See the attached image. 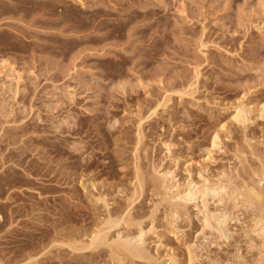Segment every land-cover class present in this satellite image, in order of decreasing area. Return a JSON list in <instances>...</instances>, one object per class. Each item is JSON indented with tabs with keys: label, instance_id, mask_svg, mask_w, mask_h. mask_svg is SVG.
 <instances>
[{
	"label": "rangeland",
	"instance_id": "1",
	"mask_svg": "<svg viewBox=\"0 0 264 264\" xmlns=\"http://www.w3.org/2000/svg\"><path fill=\"white\" fill-rule=\"evenodd\" d=\"M124 1V5L126 6L122 5L124 7H120L118 6L120 0H0V123L6 125L4 126L5 128L0 126V139L8 140V137L12 135L13 142H18L14 146H8L7 142L4 143L0 140V175L6 171H16L20 173L19 177L23 178L31 173L33 174L32 180L36 181L33 186L34 188L31 187V185H26L21 182L10 183L9 185L6 184V190H8L6 194H8V192L14 193L12 197L14 201H8V195H6L7 197L0 196V264H116L114 261H111V254H109L110 250L106 246H100L93 251L76 252L73 250L71 253L72 248L70 249L67 245L64 247L61 244L65 242L72 245L74 240L76 243L79 241L78 244H87V242H89L87 240L90 239L93 232H96L98 228L102 227L101 222L109 210H113L110 212L113 213L112 215L114 217L115 215L121 216L122 214H126L121 211L125 208L124 206L127 207L130 203L129 200L126 201V195L129 196L133 192V185H131V182L134 181L135 177L132 176L136 173L135 168L132 167V165L134 166L133 163L137 162L138 165L140 163L144 164V167H142L143 164H140L139 169L143 168L141 169L142 171L140 170V173H143L142 175L146 178L159 177L160 175L154 172L156 170L167 171L169 169L175 171V174L181 177L180 174H184L183 171L186 168L184 165H188L186 162L191 163L194 170L199 169L203 163H208L207 165H209V167L215 169L224 168L225 166L224 169L229 171H232L236 167L237 169H242L243 166L247 170L253 168L258 169L259 163L255 162L250 155H248L250 158L246 162L247 165H244L246 164L244 163L238 166L240 163L239 160H237V155L240 156V153L235 151H238L239 148L241 151L248 150V148L245 143H243V128L237 126L238 124L232 122L231 119L234 114V109L232 108L233 102L234 104L237 100L239 102L245 89L251 87V91L260 90L261 95L257 94L254 96L255 98L251 97L248 100L249 104L254 102L253 104L257 103V106L251 104L254 109L251 118L252 121H254L248 124L249 128L246 130V133H248L250 135L249 137H252L253 140L255 139L254 136H256V139L259 141L255 139L254 141H257L255 143L252 140L251 144L255 147L257 146L256 149L260 150L261 152H259L261 154H264V140H262L264 139V118L262 119L259 116L257 110L259 106L264 104V0ZM102 5L104 8H101L103 7ZM153 6L158 7L154 8ZM131 7H135L136 9H133L139 12L137 18L134 16L136 19L132 20L134 22H130L129 19H127L125 12ZM103 9H105L104 11L106 12H104ZM109 9L112 11L111 13L107 12ZM147 9L150 10V12L152 9L154 11L152 12L153 14L147 12ZM97 10L101 12H97ZM143 11L146 14L143 13ZM115 12L120 14L116 16L111 15ZM140 12L142 14H140ZM125 15L126 17H123ZM124 21L130 22V25L126 24L128 27L125 28L126 31L123 30L122 37H120L121 35L118 36L120 32H118L119 29L117 25L120 22L126 23ZM152 24L156 26H152ZM143 26L148 29L145 30L147 32L142 31L144 33L143 36L140 35V38L144 39L141 40V42L144 46L147 45L145 50L148 51L147 49H150L149 51L152 52H148L154 54L156 57L154 58V56H152V58L148 53L147 56L151 61L150 65L142 73L138 72L139 69H136L133 73L130 70V65L125 67L126 65L122 66L120 64V57L124 55V52L125 54L126 52L129 53V49H127L125 45V37H123V34L127 32V29ZM175 27H179L180 29H176ZM111 33H115L114 35L117 38L113 36L114 40L110 38L108 41H104V38H108L107 35ZM202 44H204V46H202ZM113 46L117 49L115 48V50H112L111 47ZM122 46L128 51H123ZM155 70L159 71V73L161 71L160 77L158 76V79L154 78L157 81L152 79L153 77L151 78ZM104 73L109 74L110 78L105 79L103 76L105 75ZM144 73L145 75L147 74V76L142 80L140 77ZM174 77L178 80H174ZM127 82L131 83L133 87ZM195 82L199 83V89H196V92H194L192 88L194 93V95H192L193 97L189 94L179 96L181 95L178 94L180 92H184L185 94L187 91V93H189L188 91L192 90L187 89L189 84L191 87ZM122 83L123 86H121ZM172 84L176 86L172 87ZM169 85H171L169 92L172 91V95H170L173 100L171 102L172 104L170 103L171 109L166 108V110L163 107H159L156 114L152 115L155 107H152L153 105L148 102L143 105L142 102L143 97L147 96V94H145L147 91L144 87L146 86L148 91L153 90V93H151L152 91L149 93L153 94L152 97H155L157 94L161 95L160 93H162V91H160V89L162 87ZM124 87L128 92L124 91L126 95L122 96L123 94H119V92H123ZM130 87L132 88L130 89ZM201 87H205L204 90ZM225 88L231 91H225ZM154 89L156 90L154 91ZM206 89L207 91H205ZM71 93L77 95L76 100L79 103L77 106L70 100ZM110 94H112V96ZM127 94H130L128 96L132 100L134 98H139L138 100L140 101L137 99L136 101L138 106L141 107L138 112L137 109L133 108L136 106V101L134 99L131 107L135 114L128 115V117L123 114V110L126 109L124 108L126 104L124 103L123 107L122 103L124 97H128ZM107 95L113 98H107ZM52 96H54V98ZM213 98H217L218 104L220 103L218 106L215 104L217 102H215ZM109 99L112 100L108 101ZM212 99L216 106L207 103V101L212 102ZM225 100L227 101L225 102ZM109 102H111V105H109ZM226 107H230V110ZM15 111L18 113L17 118L11 116ZM136 113H138L137 117L144 118L142 126L145 130L142 134L144 140L142 139V141L139 142V149H137L138 152L143 153H137L135 155V149L133 150V148H136L134 145L137 146L139 141L136 135L138 133L136 132L138 126V118H135ZM73 115L76 118L79 117L78 119L80 121L78 120V122L81 125V129H85V132L88 131L92 133L95 124L101 125L100 128L103 132L100 133V131V134L98 133L99 138L97 136L94 137L95 139L92 138L93 146L91 145L92 148L89 149V152L85 153L84 150H82V152L78 149L76 161L85 162V159L88 158L92 161L95 160V167L93 166L89 174L94 175L99 173V175L102 174V177L99 175L98 177L96 176L93 182L95 184L97 183L96 185L99 187L105 183V185L110 188H114V186L118 188L120 186V191H125V193H127L124 194L125 196L123 197L121 194L118 195L119 192H115L116 190L111 189L106 198L110 200L111 204L108 211L106 209L101 211L100 209L104 208L103 204L101 202L96 204L92 198L88 197L86 191V193L82 191L83 189L80 188L82 182L77 183V180L73 183L71 180V174L73 172L71 171L69 153H72L70 152L72 150L76 152V146L80 148V144L83 142V137H76V140L67 132V130L71 128V125L68 124L74 120ZM125 116L126 119L124 118ZM96 117L98 118L96 119ZM20 120L27 121V127L24 126L22 128L21 125L23 121ZM220 122L230 127L232 126L233 130L235 129L234 134L231 136L233 140L230 139L231 137L228 138L222 135L223 147L221 146L220 149L214 150L210 148L212 147L211 136H213V128H218ZM236 126L238 128H236ZM119 127H121L120 130ZM125 128L126 131H124ZM3 129L6 132H3ZM105 129L110 131L109 135L113 134L116 136L114 137L115 139L118 136V138H126L121 142L119 147L111 146L112 148L108 149H104L102 145L99 147V140H102L101 138H103L104 133H108ZM117 129L118 131H115ZM10 130H12L13 134ZM34 130H38L39 133L38 131L33 132ZM42 130H46V133ZM33 136L35 137L34 139L31 138ZM224 137L227 139L224 140ZM127 138L130 141L126 140ZM29 139L32 140L29 141ZM89 141H91V139H89ZM60 143L62 144L63 150L66 152H63L62 155L58 153L54 154L51 146L61 145ZM257 144L262 145V147L259 146L262 149H258ZM19 145L21 147L25 146V149L28 147L29 150L34 151L27 152V156L19 159L10 157L12 161L10 158H6V160L2 159L4 154L6 157L8 156L7 154L11 149L14 150V154H17V152L20 151L17 150V148L20 147ZM233 147L235 148L233 149ZM28 149L26 151H29ZM114 151H118V153L121 154L125 153L124 156L126 158L124 164L117 162V155H115ZM210 151H213L211 155H209ZM178 154L179 156H176ZM180 155L184 158L186 157V161L177 165L176 161L174 163L175 159L172 158L180 157ZM137 156L138 158H136ZM82 157H85L84 160ZM142 157L145 160L143 159V161H141ZM43 163L46 164L42 169L40 165ZM250 165H252V167H250ZM103 170H107V173L104 174L106 171ZM81 172L79 171L77 175ZM147 175L149 176L147 177ZM63 177H65L64 180ZM246 177H248V175H246ZM74 178L76 177L74 176ZM130 178L133 180H129ZM128 181H130V183ZM1 183H3V181L0 179V184ZM136 183L137 182H135V184ZM143 190L145 191L138 193L139 197H134V200L137 199V202L135 201L137 204L134 203L131 210H134L136 214L131 211V215H134V217L131 216V218H134V223L143 221L142 225L145 226L142 227H146L144 229L147 231L150 230L148 228L152 226V220L149 219L148 216L154 208L151 202L154 201L153 203H155V199L150 197L152 194L147 190L146 186ZM117 198L119 200H117ZM123 200L124 204L127 203L126 205L123 204ZM9 202L11 205L7 206ZM113 202L114 204H112ZM5 203L7 204L5 205ZM73 207L75 209H73ZM139 209L144 210L140 213ZM149 209L152 210L150 211ZM117 210H119V212L115 213L114 211ZM242 211L244 213H242ZM234 212L239 213L240 217L242 216L241 221L244 218L243 221L236 226L237 229L235 226H232L234 227L232 230H238L237 236L238 234L241 236V228L249 224L251 212L245 208H240L237 211L234 210ZM138 213H140V215L137 217L138 219H143L142 221L135 217ZM142 213H145L147 216L145 214L142 215ZM158 216L160 215L158 214ZM96 218L100 219L98 220ZM127 220H129V218ZM122 222L121 224L125 225H119L110 232L113 233L115 231L116 233L118 230H120V232L122 230L124 236L129 235L130 237L138 234L139 228L136 227L133 222H128L130 226L128 223L127 226L126 222ZM144 222L146 223L144 224ZM154 224H157L153 226L157 230L154 228V230L149 232L150 235L148 233V236H146V244L142 247L149 256L153 257L155 260L147 262L146 260L139 261L138 259L137 261L136 259L131 260L130 258H125L128 260H124V264H170L169 257L171 256L178 258L179 264H186L187 249L184 248L193 245V243L196 244L195 250L197 254L201 256L199 257L201 264H208V262H210V258L208 259V257H213L215 252L224 254L223 251L225 247L219 249L215 246L209 247L212 243V237L200 239L196 236L198 235L196 233L197 230L200 229V223L195 217L192 219V222L184 220L182 224L178 225L179 228L183 227L181 228L182 231H173L162 216H160ZM241 224H243V226ZM188 226H190V228ZM126 228H130L131 231ZM169 228L172 231H170ZM160 229L162 230L158 231ZM69 230L73 231L71 232ZM62 231L66 232L64 233ZM89 233H91V235H89ZM115 233L109 235V237L113 236ZM189 233L190 235H188ZM159 234L161 235L159 236ZM177 235L181 238L177 237ZM73 236L74 238H72ZM187 236H191V238ZM186 238L187 241H183L186 240ZM197 238L199 240H197ZM178 239H181L182 242ZM241 240H244V238ZM160 244L162 247H160ZM240 246H243L241 252H244L246 250V248H244L245 243L243 242ZM198 248L202 249L206 254L202 250H198ZM235 248L237 247H230V250H235ZM88 251L93 253L89 254ZM212 251L213 254L211 253ZM94 253L96 254L94 255ZM105 253L109 255L106 256ZM90 255H92V257H90ZM79 257L80 259H77ZM99 257L100 259H98ZM91 259H95V261Z\"/></svg>",
	"mask_w": 264,
	"mask_h": 264
},
{
	"label": "bare ground",
	"instance_id": "2",
	"mask_svg": "<svg viewBox=\"0 0 264 264\" xmlns=\"http://www.w3.org/2000/svg\"><path fill=\"white\" fill-rule=\"evenodd\" d=\"M129 2H131V1H129ZM124 3H125V1L124 0H120V2H119V4H118V6H120V7H124V6H126V5H124ZM159 3V2H158ZM128 4H131V3H128ZM127 4V5H128ZM122 5H124V6H122ZM150 5V4H149ZM103 6V5H102ZM132 6V5H131ZM151 6V5H150ZM154 7V6H153ZM156 7H158V6H156ZM156 7H154V8H156ZM101 8H104V6L103 7H101ZM133 8H135V7H133ZM132 7L131 8H129V9H127V11H125L126 12V15H127V19H129V21L131 22L132 20H134V19H136L137 18V16L139 15L138 13L139 12H137V11H135V9H133ZM148 8V7H147ZM146 9V8H145ZM153 9V8H152ZM151 9V12H150V10H146L147 12H150V13H152V12H154L153 10ZM105 9H103V11H104ZM116 10V9H115ZM118 11V10H117ZM97 12H101V11H99V10H97ZM104 12H106V11H104ZM103 12V13H104ZM108 13L110 12H112V11H110V9H109V11H107ZM120 12V11H119ZM143 13H145L144 11H143ZM107 14V13H106ZM118 14H120V13H112L111 15H114V16H116V15H118ZM138 14V15H137ZM140 14H142L141 12H140ZM146 14V13H145ZM149 14V13H148ZM153 14V13H152ZM110 15V16H111ZM124 15V14H123ZM126 15L125 16H123V17H126ZM144 15V14H143ZM108 16H109V14H108ZM134 16H136V18H134ZM147 16V15H146ZM151 16V15H150ZM88 20V19H87ZM121 22H123V21H121ZM119 23L117 26V28L119 29L118 30V32H120L119 34H118V36H120V37H122V33H123V30H125V28L126 27H128L126 24H129L130 22H126V21H124V22H126V23ZM132 22H134V21H132ZM61 23V22H60ZM133 24V23H132ZM130 25V24H129ZM140 25V24H139ZM153 25H155V24H152V26ZM149 26H151V25H149ZM149 26H147V27H149ZM156 26V25H155ZM174 26H176V25H174ZM152 28V27H151ZM150 28V29H151ZM176 28V27H175ZM264 28V27H263ZM148 29V28H147ZM146 28H144V26L143 27H133V28H130V29H127V32L125 33V34H123L124 36L123 37H125V45L127 46L126 48L127 49H129V53L128 52H126V54H125V52H124V55L123 56H121L120 57V59H121V65L122 66H125V67H128V65H130L131 67V71L133 72V71H135L136 69H139V71L138 72H144L146 69H147V67L150 65V59H149V57L147 56V54L149 53V52H152V51H149L150 49H147L148 51H146L145 49H146V46H144L143 44H142V42H141V40H143L142 38H140L141 36H143V33L144 32H142V31H145V30H147ZM166 29V28H165ZM176 29H180L179 27L178 28H176ZM204 29V28H203ZM261 29V28H260ZM259 29V30H260ZM116 31H117V29H116ZM126 31V30H125ZM115 32V31H114ZM117 32V33H118ZM145 32H147V31H145ZM175 33V32H174ZM262 33V32H261ZM115 34V33H114ZM114 34H110V35H107V37L108 38H104L105 40L104 41H108L110 38H112L113 39V36H115ZM141 35V36H140ZM203 35V34H202ZM165 36V35H164ZM106 37V36H105ZM116 37V36H115ZM117 38V37H116ZM160 38V37H159ZM161 38H163V37H161ZM114 40V39H113ZM111 41V40H110ZM157 41V40H156ZM103 42V41H102ZM157 42H159V41H157ZM129 43V44H128ZM204 43V42H203ZM154 44H155V42H154ZM123 45V44H122ZM156 45V44H155ZM263 45V44H262ZM262 45H260V46H262ZM202 46H204V44H202ZM102 47H104V46H102ZM123 48H122V50L123 51H128V50H125L126 48L124 47V46H122ZM152 47V46H151ZM112 48V50L114 49L115 50V48H114V46L113 47H111ZM149 48V47H148ZM156 48V47H155ZM221 48V47H220ZM260 48H262V47H260ZM117 49V48H116ZM255 49V48H254ZM151 50H152V48H151ZM123 51H121V52H123ZM113 52V51H112ZM206 52V51H205ZM260 52V51H259ZM128 53V54H127ZM257 53V52H256ZM150 54V53H149ZM259 55V54H258ZM150 57H152V56H154V58L156 57L154 54H150L149 55ZM153 58V57H152ZM119 59V60H120ZM152 60V59H151ZM154 62V61H153ZM119 63V62H118ZM162 67H164V66H162ZM127 70H129V69H127ZM129 70V71H130ZM162 70V69H161ZM166 70V69H165ZM126 73V72H125ZM128 73V72H127ZM134 73V72H133ZM160 73H161V71H160ZM159 73V71H157V70H155V72L153 73V75L151 76V78L152 79H154V78H156V79H158L160 76L159 75H161ZM105 74V73H104ZM132 74V73H131ZM138 74V73H137ZM163 74H165V73H163ZM238 75V74H237ZM240 75V74H239ZM104 77H105V79H107V78H110V76H109V74H105V75H103ZM145 76H147V74L145 75V73L144 74H142L141 75V77H140V79H142V80H144V78H145ZM159 76V77H158ZM241 76V75H240ZM244 76V75H243ZM134 77V76H133ZM137 77V76H136ZM239 77V76H238ZM131 78V77H130ZM135 78V77H134ZM242 78V77H241ZM116 79V78H115ZM170 79V78H169ZM176 79V81L178 80L176 77H174V80ZM155 80V79H154ZM155 81H157V80H155ZM173 81V80H172ZM106 82V81H105ZM129 82V81H128ZM127 82V83H128ZM131 82V81H130ZM124 83V82H123ZM123 83H122V85L121 86H123ZM143 83V82H142ZM175 83V82H174ZM195 83H197V84H195ZM193 85H191V87H190V84H189V87L187 88L188 90L189 89H194V92H196L195 90L197 89H199L198 88V82H195ZM108 84V83H107ZM111 84V83H110ZM128 84H130V86H132L131 85V83H128ZM181 84V83H180ZM18 85V84H17ZM146 85V84H145ZM258 85V84H257ZM107 86V85H106ZM125 86V85H124ZM174 86H176V85H174V84H172V87H174ZM181 86V85H180ZM200 86V85H199ZM204 86V85H203ZM251 86V85H250ZM126 87H127V85H126ZM133 87V86H132ZM132 87H130V89L132 88ZM148 87V86H147ZM160 87H162V86H160ZM170 87H171V85H169V86H164V87H162L161 89H160V91H162V93H160L161 95H156L155 97H152L153 96V94H150L149 92L150 91H152L151 93H153V90H150V91H148L147 90V88H146V86L144 87L145 88V90L147 91H145L146 93L145 94H147V96H145V97H143V105L144 104H146L147 102L149 103V104H151V105H153L152 107H155L154 108V111H153V114L152 115H155L156 114V112H157V109L159 108V107H163V108H167V109H171V106H170V103L173 101L172 100V97H171V95H172V91L171 92H169L170 91ZM245 87V86H244ZM258 87V86H257ZM129 88V87H128ZM149 88V87H148ZM201 88H203V90H204V88L205 87H201ZM200 88V89H201ZM254 88V87H253ZM126 88L124 87V90H123V92H119V91H117V92H119V94H123L122 96H125L126 94H124V91H127V90H125ZM130 89H128V90H130ZM153 89V88H152ZM193 89L190 91H188L189 93H187V91L185 92V94H184V92H180V93H178V94H181V95H179V96H183V95H190V96H192V95H194V93H193ZM208 89V88H207ZM207 89L205 90V91H207ZM226 89V88H225ZM122 90H120V91H122ZM133 90V89H132ZM135 90V89H134ZM156 89H154V91H155ZM217 90V89H216ZM228 89H226L225 91H227ZM252 89H251V87L249 88V89H245V92H243L242 93V97H240V100H239V102H238V100H237V102L234 104V102H233V105H232V108L234 109L233 111H234V114L232 115V122H234L235 124H238L237 126H241V128H243V130H244V135H243V140H244V142L243 143H245V145H246V147L248 148V150L246 149V150H243V151H241V150H239L238 148V151H235V152H238V153H240V156H238L237 155V160H239V163H240V165H238V166H241L242 164H244V163H246L248 160H249V158L251 157L252 159H254L255 160V162H258L259 163V166H258V169H246V168H244V166L242 167V169H237V167L235 168V169H233L232 171H229V170H226V169H224L225 168V166H224V168H217V166H216V168L217 169H215V168H211V167H209V165H207V164H204L203 163V165H201V167L199 168V169H197V170H194L193 169V166L191 165V163H189V162H186L185 164L187 165V166H185L184 165V167H186L185 168V170L183 171L184 172V174H180V176L181 177H178L176 174H175V171H171L170 169L169 170H167V171H158V170H156V171H154V172H156V174H159V175H157V176H159V177H155V178H146V177H144V175H142L143 173H140V170L141 169H143V168H141V169H139V166H140V164L142 165L143 163H140L139 165L137 164V162L136 163H133L134 164V166L132 165V167H134L135 168V170H136V173H135V175L134 174H132V175H134V176H132V177H135L134 178V181H132L131 182V185H133V188H132V190H133V192L131 193V195H126L127 197H126V201H130V203L127 205V207L126 206H124L125 208L121 211L122 213H126L125 215H126V217H125V215H121V216H116L115 215V217L112 215L113 213H111L110 211H113V210H109L108 211V209H109V207H110V200L109 199H106L107 197H108V194H109V192H110V190L112 189V190H116L115 192H119V194L118 195H123V197L125 196L124 194H127V193H125V191L123 192V191H120V188H119V190H118V188L116 187V186H114V188H110L109 186L107 187L105 184L103 185H101L100 187L98 186V185H96L94 182H93V179H95L96 178V176L98 177V175H99V173L98 174H94V175H90L89 173H90V171H92V169H93V166L96 164L95 163V160L94 161H92L91 159H85L86 161L85 162H80V161H76V158L78 157V156H76V154H77V152H78V149L80 150V151H82V150H84L85 151V153L86 152H89V149H91L92 148V138H94V137H98L99 135H98V133L100 132V133H103L102 132V130H101V125H98V124H95V126L93 127V125H92V127H93V129H92V133L91 132H88V131H86L85 132V129L84 130H82L81 129V125L79 124V122H78V118H76L74 115V120H72L68 125H71V128H69L68 130H67V132L69 133V135L70 136H73L74 137V139H76V137H83V139H82V143L80 144V148H78V146H76L77 148H76V152L74 151V150H72V151H70V152H72V153H69V156H70V159H71V163H70V166H71V171L73 172H71L72 174H71V180H72V182L74 183L75 181H77V183L78 182H82V184L80 185L81 187L80 188H82L83 190L82 191H86L87 192V194H88V197H90V198H92L93 200H94V202L97 204V203H102L103 204V207L104 208H102V209H100L101 211L103 210V209H106L108 212H107V215L104 217V219L102 220V227L101 228H96L97 229V231L96 232H93V234H92V236L90 237V239L89 240H87V241H89V242H87V244H78V242L76 243V242H74L73 241V244L71 245L70 243H62L61 245L62 246H64L65 247V245H67L68 247H70V249H71V253H72V251L74 250V251H76V252H84V251H87V250H90V251H93V250H96L98 247H100V246H106L109 250H110V253L109 254H111L110 255V257H111V261L113 262L114 261V263H116V264H124L123 262H125L124 260H128V259H125V258H130L131 260L133 259V260H137L138 261V259H139V261L140 260H146L147 262H151V261H153V260H155L153 257H151V256H149V254L146 252V250L142 247V246H144V244H146L145 242H146V236H148V233L149 232H151V230H154V228L155 227H153L154 225H157V224H154V222L158 219V218H160V216H162V218L164 219V221L166 220V223L168 222V224H169V226H171V229H173V231L175 230H179V231H182V229L181 228H183V227H181V228H179L178 227V225H180V224H182L183 223V221L184 220H186V221H191L192 222V219L195 217V219H197L198 220V222L200 223V229L199 230H197V234L198 235H196V236H198V238H200V239H206V238H209V237H212V243L209 245V247H212V246H215L216 248H222V247H225V250L223 251L224 252V254H220V253H214V256L212 257H208V259L210 258V262H208V264H264V154L262 153H260L261 151L260 150H257L256 149V147L253 145V144H251V142H252V140H253V138L252 137H249L250 135L248 134V133H246V130L249 128V126H248V124L252 121V112H253V107L251 106V104H253V103H251V104H249L248 103V100H249V98H251V97H254L255 95H257V94H259V95H261L260 93V90H254V91H251ZM13 91V90H12ZM178 91H180V90H178ZM209 91V90H208ZM228 91H231L230 89L228 90ZM109 92V91H108ZM128 92V91H127ZM126 92V93H127ZM131 92H133V91H131ZM15 93V92H14ZM110 93V92H109ZM134 93V92H133ZM169 95H168V94ZM183 93V94H182ZM192 93V94H191ZM206 93V92H205ZM209 93V92H208ZM102 94V93H101ZM107 94V93H106ZM171 94V95H170ZM228 94V93H227ZM232 94V93H231ZM111 96H112V94H110ZM110 95H107V98H110L111 96ZM128 95H130V94H127V96ZM101 96V95H100ZM109 96V97H108ZM141 96V95H140ZM53 98H54V96H52ZM76 97H77V95H75V94H72L71 93V102L73 103V104H76V106H77V104H79L78 103V101L76 100ZM103 97V96H102ZM106 97V96H105ZM134 97V96H133ZM152 97V98H151ZM193 97V96H192ZM195 97V96H194ZM210 97H212V96H210ZM261 97V96H260ZM97 98V97H96ZM98 98H100V97H98ZM107 98H105V99H107ZM111 98H113V97H111ZM154 98V99H153ZM228 98V97H227ZM255 98V97H254ZM68 99V98H67ZM101 99V98H100ZM135 99V101H136V99L138 100L139 98H134ZM134 99L132 100V99H130V97L128 96V97H124V99H123V107H124V103L126 104L125 105V107L124 108H126V109H124L123 110V114L124 115H126L127 117H128V115H133V114H135V112L134 111H132L133 109H132V107H131V105H132V102L134 101ZM199 99V98H198ZM214 99V101L215 102H217L218 100H217V98L215 99V98H213ZM213 99H212V102H210V101H207V100H205V101H207V103H210V104H212V105H219L218 104V102L217 103H215L214 104V102H213ZM239 99V98H238ZM260 99H262V98H260ZM60 100V99H59ZM104 100V99H103ZM110 100H112V99H109L108 101H110ZM122 100V99H121ZM209 100V99H208ZM232 100V99H231ZM252 100H253V98H252ZM258 100V99H257ZM106 101V100H105ZM107 101V102H108ZM138 101H140V100H138ZM202 101V100H201ZM227 100H225V102H226ZM251 101V100H250ZM256 101V100H255ZM262 101V100H261ZM80 102V101H79ZM222 102V101H221ZM232 102V101H231ZM258 102V101H257ZM264 102V101H263ZM100 103V102H99ZM111 102H109V105H111L110 104ZM198 103V102H197ZM72 104V105H73ZM107 104V103H106ZM172 104V103H171ZM201 104V103H200ZM209 104V105H210ZM257 103H255V104H253V105H255V106H257L256 105ZM263 104V103H262ZM115 105V104H114ZM215 105V106H216ZM227 105V104H226ZM260 105V104H259ZM54 106H56V105H54ZM173 106H174V104H173ZM195 106V105H194ZM229 106H230V104H229ZM197 107V106H196ZM202 107V106H201ZM224 107V106H223ZM4 108H6V107H4ZM19 108V107H18ZM32 108V107H31ZM133 108H135V109H137V112H138V110H140V106H138V104H137V101H136V106L135 107H133ZM222 108V107H221ZM227 109H229L230 110V107L228 108V107H226ZM82 109V108H81ZM166 109V110H167ZM226 109V110H227ZM4 110V109H3ZM13 110V109H12ZM206 110V109H205ZM225 110V109H224ZM257 110H258V112H259V116L263 119L264 118V104L263 105H261V106H259L258 108H257ZM256 110V111H257ZM94 111H97V110H94ZM151 111V110H150ZM210 111H212V110H210ZM221 111V110H220ZM149 112V111H148ZM152 112V111H151ZM217 112V111H216ZM222 112V111H221ZM257 112V113H258ZM12 113V112H11ZM86 113V112H85ZM84 113V114H85ZM141 113V112H140ZM220 113V112H219ZM224 113V112H223ZM228 113V112H227ZM230 113V112H229ZM255 113V112H254ZM90 114V113H89ZM137 114L138 113H136V115H135V118L137 117ZM6 115V114H5ZM8 115V114H7ZM20 115V114H19ZM31 115V114H30ZM91 115V114H90ZM189 115V114H188ZM214 115H216V114H214ZM223 115V114H222ZM230 115V114H229ZM12 117H16L17 118V116H18V113H17V111H15L14 113H12V115H11ZM95 116V115H94ZM104 116H106V115H104ZM126 116L124 117L125 119H126ZM26 117V116H25ZM28 117V116H27ZM131 117V116H130ZM214 117H216V116H214ZM220 117V116H219ZM224 117V116H223ZM231 117V116H230ZM258 117V116H257ZM259 117V118H260ZM19 118V117H18ZM73 118V117H72ZM98 117H96V119H97ZM103 118V117H102ZM105 118V117H104ZM138 118V126H137V131L136 132H138L136 135L138 136L137 138H139V141H138V143H137V146H135L134 144V147H136V148H133V150L135 149V155L137 154V153H143V152H138V150L137 149H139L138 148V144H139V142H141L142 141V139L144 138L143 137V132H144V130L145 129H143V126H142V123H143V121H144V118L143 117H137ZM151 118V117H150ZM209 118H211V117H209ZM208 118V119H209ZM213 118V117H212ZM217 119H219L218 117H216ZM229 118V117H228ZM11 119V118H10ZM27 119V118H26ZM82 119H84V118H82ZM86 119V118H85ZM95 119V118H94ZM122 119H123V117H122ZM124 119V120H125ZM132 119V118H131ZM215 119V118H214ZM3 120V119H2ZM5 120V119H4ZM13 120V119H12ZM28 120V119H27ZM69 120V119H68ZM88 120V119H87ZM93 120V119H92ZM148 120V119H147ZM150 120V119H149ZM210 120V119H209ZM221 120V119H220ZM20 121H23V120H20ZM19 121V122H20ZM80 121V120H79ZM83 121V120H82ZM102 121V120H101ZM130 121V120H129ZM137 121V120H136ZM206 121V120H205ZM213 121V120H212ZM254 121V120H253ZM252 121V122H253ZM1 122H3V121H1ZM14 122V121H13ZM72 122H73V125H72ZM85 122V121H84ZM132 122V121H131ZM207 122V121H206ZM224 122V121H223ZM223 122H220V128L218 127H215V128H213V130H214V132H213V136H211V146L212 147H210V148H212V149H214V150H217V149H220V147L224 144L223 142H222V137L223 136H225V137H228V138H230L233 134H234V130H233V128H232V126L230 127L229 125H227V124H223ZM80 123H82V122H80ZM99 123H101V122H99ZM124 123H125V121H124ZM209 123H210V121H209ZM6 124V123H5ZM22 124V123H21ZM28 124V122L27 121H23V124L21 125L22 126V128L24 127V126H26ZM30 124V123H29ZM123 124V123H122ZM207 124V123H206ZM230 124V123H229ZM254 124V123H253ZM89 125V124H88ZM112 125V124H111ZM213 125V124H212ZM0 126H2V128H5L4 126H6V125H4V124H1L0 123ZM20 126V125H19ZM59 126H61V125H59ZM136 126V125H135ZM208 126V125H207ZM236 126V128H238ZM27 127V126H26ZM90 127V126H89ZM127 127V126H126ZM129 127V126H128ZM15 128H17V127H15ZM18 128H20V127H18ZM22 128H21V131H22ZM32 128V127H31ZM85 128V127H84ZM95 128V129H94ZM105 128V127H104ZM124 128V127H123ZM65 129H67V128H65ZM89 129V128H88ZM103 129V128H102ZM121 129V127H119V130ZM19 130V129H18ZM39 130V129H38ZM38 130H34L33 132H35V131H38ZM106 130V129H105ZM3 132H6L4 129L2 130ZM8 131V130H7ZM11 132H12V130H10ZM43 131V130H42ZM46 131V130H45ZM45 131H43V132H45ZM48 131V130H47ZM106 131H108V130H106ZM115 131H118V129L117 130H115ZM124 131H126V128L124 129ZM2 132V133H3ZM41 132V131H40ZM50 132V131H49ZM237 132V131H236ZM235 132V133H236ZM1 133V132H0ZM9 133V132H8ZM37 133V132H36ZM38 133H39V131H38ZM46 133V132H45ZM99 133V134H100ZM115 133H118V132H115ZM189 133V132H188ZM241 133V132H240ZM254 133V132H253ZM263 133V132H262ZM4 134V133H3ZM12 134H13V132H12ZM14 134H16V133H14ZM27 134V133H26ZM25 134V135H26ZM33 134V133H32ZM43 134V133H42ZM110 134V131H108V133H104V136H103V138H101L102 140H99V143H100V146L99 147H101V145L104 147V149H108V148H112L111 146H118L119 147V145H121V142L122 141H124V139L126 138V137H122V138H114V137H116V136H114L113 134L112 135H109ZM191 134V133H190ZM239 134V133H238ZM250 134H251V132H250ZM255 134V133H254ZM1 135V134H0ZM24 135V136H25ZM102 135V134H101ZM116 135V134H115ZM128 135V134H127ZM223 135V136H222ZM253 135V134H252ZM251 135V136H252ZM6 136H8V135H6ZM28 136V135H27ZM39 136V135H38ZM235 136V135H234ZM254 136V135H253ZM50 137V136H49ZM101 137V136H100ZM113 137V138H112ZM189 137V136H188ZM225 137H224V140H226L225 139ZM236 137V136H235ZM239 137V136H238ZM12 135L11 136H9L8 137V140L6 139V140H1L2 142H4V143H6L7 142V145L8 146H11V145H16V143H18V142H13V140H12ZM19 138H21V137H19ZM31 138H35L34 136L33 137H31ZM99 138V137H98ZM234 138V137H233ZM241 138V137H240ZM254 138L256 139V136H254ZM17 139V138H16ZM80 139V138H79ZM89 139H91V141H89ZM95 139V138H94ZM114 139V140H113ZM146 139V138H145ZM230 139H232V137L230 138ZM254 139V140H255ZM260 139V138H259ZM32 139H29V141H31ZM77 140V139H76ZM126 140H128V138L126 139ZM144 140V139H143ZM233 140V139H232ZM231 140V141H232ZM242 140V139H241ZM253 140V141H254ZM256 140H258V139H256ZM262 140H264V139H262ZM80 141H81V139H80ZM128 141H130V140H128ZM127 141V142H128ZM228 141H229V139H228ZM227 141V142H228ZM259 141V140H258ZM34 142V141H33ZM126 142V141H125ZM166 142V141H165ZM187 142V141H186ZM226 142V143H227ZM230 142V141H229ZM255 142V141H254ZM253 142V143H254ZM257 142V141H256ZM255 142V143H256ZM261 142V141H260ZM264 142V141H263ZM25 143V142H24ZM75 143V142H74ZM97 143V142H96ZM136 143V142H135ZM235 143H236V141H235ZM254 143V144H255ZM55 144H57V143H55ZM61 144V143H60ZM142 144V143H141ZM259 144H262V143H259ZM92 145V146H91ZM126 145V144H125ZM169 145V144H168ZM195 145V144H194ZM225 145H227V144H225ZM230 145V144H229ZM234 145V144H233ZM240 145V144H239ZM242 145V144H241ZM244 144L242 145V146H245ZM256 145V144H255ZM258 145V144H257ZM263 145H264V143H263ZM2 146V145H1ZM20 146V145H19ZM18 146V147H19ZM38 146V145H37ZM49 146V145H48ZM61 146V147H60ZM231 146V145H230ZM259 146H261L262 147V145H258V149L260 148ZM25 146H23V147H19V148H17V150H20V151H18L17 152V154H14L13 153V149H11V150H9V153L7 154L8 156L6 157V155L4 154L3 156H2V159L3 160H6V158H12V157H16L15 159H19V158H22V157H24V156H27L28 155V153L27 152H32V151H34V150H29L28 149V147H27V149L29 150V151H26L27 149H25L24 148ZM50 147V146H49ZM223 147V146H222ZM238 147V146H237ZM264 147V146H263ZM6 148V147H5ZM4 148V149H5ZM37 148V147H36ZM72 148H74V147H72ZM71 148V149H72ZM195 148V147H194ZM226 148H228V147H226ZM235 147H233V149H234ZM51 149H52V151H53V153L55 154V153H58V154H63V152H66V151H64L63 150V147H62V144L61 145H52L51 146ZM192 149V148H191ZM222 149V148H221ZM241 149H244V148H241ZM260 149H262V148H260ZM2 150H3V148H2ZM99 150V149H98ZM114 150V149H113ZM147 150V149H146ZM232 150V149H231ZM107 151H109V150H107ZM260 151V152H259ZM263 151H264V149H263ZM83 152V151H82ZM82 152H80V153H82ZM115 152V151H114ZM133 152V153H134ZM177 152V151H176ZM211 152H213V151H210L209 153V155H211L212 153ZM234 152V151H233ZM123 153V152H122ZM127 153V152H126ZM132 153V154H133ZM170 153V152H169ZM194 153V152H193ZM83 154V153H82ZM103 154V153H102ZM232 154H234V153H232ZM236 154V153H235ZM79 155V154H78ZM115 155H117V157H116V160H117V162H119V163H121V164H124L125 163V153L124 154H121V153H118V151L117 152H115ZM134 155V154H133ZM248 155H250V157H248ZM32 156V155H31ZM35 156H36V154H35ZM59 156V155H58ZM82 156V155H81ZM142 156H144V155H142ZM176 156H179V154L178 155H176ZM235 156V155H234ZM133 157V156H132ZM135 157V156H134ZM139 157H141V156H139ZM145 157V156H144ZM10 158V159H11ZM80 158V157H79ZM83 158V160H84V158L85 157H82ZM136 158H138V156L136 157ZM146 158V157H145ZM211 158V157H210ZM236 158V157H235ZM234 158V159H235ZM143 157H142V159H141V161H143ZM172 159H175L174 160V163H175V161H176V164L177 165H179L180 163H183V161H186L185 159H186V157L184 158V157H182L181 155H180V157H176V158H172ZM214 159H215V157H214ZM251 159V160H252ZM2 160V161H3ZM42 160V159H41ZM129 160V159H128ZM135 160V159H134ZM137 160H139V159H137ZM145 160V159H144ZM147 160V159H146ZM236 160V161H237ZM11 161H12V159H11ZM14 161V160H13ZM18 161V160H17ZM140 161V162H141ZM182 161V162H181ZM190 161V160H189ZM215 161V160H214ZM127 162V161H126ZM251 162V161H250ZM250 162H249V164H250ZM5 163V162H4ZM4 163H3V165H4ZM210 163V162H209ZM235 163H237V162H235ZM46 164V163H45ZM45 164L43 163V164H41L40 165V168H42L43 169V167L45 166ZM146 164V163H145ZM176 164H175V166H176ZM248 164V165H249ZM252 164V163H251ZM7 165V164H6ZM147 165V164H146ZM212 165V164H211ZM216 165V164H215ZM215 165H214V167H215ZM222 165V164H221ZM231 165V164H230ZM244 165H247V163L246 164H244ZM255 165H256V163H255ZM258 165V164H257ZM113 166V165H112ZM232 166V165H231ZM230 166V167H231ZM237 166V165H236ZM3 167H5V166H3ZM95 167V166H94ZM142 167H144V164L142 165ZM177 167V166H176ZM247 167V166H246ZM250 167H252V165H250ZM31 168V167H30ZM37 168V167H36ZM48 168H50V167H48ZM110 168H112V167H110ZM147 168V167H146ZM155 168V167H154ZM241 168V167H240ZM248 168H249V166H248ZM12 169V168H11ZM51 169V168H50ZM49 169V170H50ZM164 169V168H163ZM230 169V168H229ZM15 170V169H14ZM29 170V169H28ZM45 170V169H44ZM97 170H98V168H97ZM110 170H112V169H110ZM133 170V169H132ZM8 171H10V170H8ZM42 171V170H41ZM81 172L79 175H77L78 174V172ZM103 171H106L104 174H106L107 173V170H103ZM109 171V170H108ZM142 171V170H141ZM145 171V170H144ZM153 171V170H152ZM147 172V171H146ZM182 172V173H183ZM3 173V172H2ZM102 173V172H101ZM27 174V173H26ZM37 174H38V172H37ZM109 174H110V172H109ZM113 174V173H112ZM4 175H6V176H4ZM19 175H20V173H18V172H16V171H12V172H4L2 175H0V179L3 181V183H1L0 184V196H6V195H8V201H11V200H13V196H14V193H9L8 192V194H6V191H8V190H6V184L7 185H9L10 183H17V182H21V183H24V184H26V185H31V187H33L34 185H35V182L36 181H34V180H32V176H33V174H27V176L26 177H23V178H21V177H19ZM67 175V174H66ZM66 175H64V176H66ZM102 175V174H101ZM101 175H99V176H101ZM246 175H248V177H246ZM57 176V175H56ZM74 176L76 177V178H74ZM149 175H147V177H148ZM152 176V175H151ZM102 177V176H101ZM109 177V176H108ZM131 177V178H132ZM29 178H31V179H29ZM34 178V177H33ZM36 178V177H35ZM64 178L65 177H63V180H64ZM67 178V177H66ZM129 179V180H133V179ZM124 180V179H123ZM128 180V179H127ZM66 181V180H65ZM94 181H97V180H94ZM104 181V180H103ZM60 182V181H59ZM67 182V181H66ZM120 182V181H119ZM127 182V181H126ZM129 183H130V181H128ZM135 182H137L136 184H135ZM5 183V184H4ZM71 183V182H70ZM123 183V182H122ZM74 185V184H73ZM108 185V184H107ZM130 185V184H129ZM76 186V185H75ZM118 186V185H117ZM123 186V185H122ZM147 187V190L148 191H150L151 192V196L150 197H152V198H154L155 199V203H153V202H151L152 204H153V210L152 209H149L151 212H150V215L148 216L149 217V219H151L152 220V222H151V225L152 226H150L151 228H148V229H150V230H145L144 228H146V227H142V226H145V225H142V220L143 219H138V217L137 216H139L140 215V213L141 212H143V210H141V209H139L140 210V213H138V215H136L135 217H137V219L138 220H140V221H142V222H136V223H134V218H131V211H133L134 212V210H131L132 208V206H134V203H136L137 201V199L136 200H134V197L135 196H137V197H139L138 196V193L139 192H141L142 193V191H145V190H143L144 189V187ZM129 187V186H128ZM34 188V187H33ZM130 189V188H129ZM27 190V189H26ZM125 190V189H124ZM83 192V193H84ZM85 192V193H86ZM146 193H147V191H146ZM116 194V193H115ZM130 194V193H129ZM16 195V194H15ZM148 195V194H147ZM111 196V195H110ZM142 196V195H141ZM7 197V196H6ZM76 197V196H75ZM82 197H84V196H82ZM114 197V196H113ZM116 197H117V195H116ZM119 197H121V196H119ZM122 197V198H123ZM146 197V196H145ZM110 198V197H109ZM151 198V199H152ZM6 199V198H5ZM74 199V198H73ZM78 199V198H77ZM83 199V198H82ZM123 199H125V198H123ZM140 199H141V197H140ZM154 199H152V200H154ZM75 200V199H74ZM90 200V199H89ZM115 200V199H114ZM117 200H119L118 198H117ZM116 200V201H117ZM145 200V199H144ZM14 201V200H13ZM91 201V200H90ZM136 201V202H135ZM149 201V200H148ZM126 203V202H125ZM147 203V202H146ZM145 203V204H146ZM2 204V203H1ZM7 203H5V205H6ZM112 204H114V202L112 203ZM117 204V203H116ZM115 204V205H116ZM122 204V203H121ZM123 204H124V200H123ZM127 204V203H126ZM126 204H124V205H126ZM137 204V203H136ZM143 204V203H142ZM11 204H10V202L7 204V206H10ZM100 205V204H99ZM98 205V206H99ZM150 205V204H149ZM155 205V206H154ZM97 206V205H96ZM114 206V205H113ZM119 206V205H118ZM120 206H122V205H120ZM136 206V205H135ZM142 206V205H141ZM145 206V205H144ZM100 207V206H99ZM116 207V206H115ZM137 207L139 208V206L137 205ZM150 207V206H149ZM66 208V207H65ZM152 208V207H151ZM240 208H245L246 210H250V212H251V215H250V222H249V224L246 226H243V224H241L243 227L241 228V231H242V234H241V236H240V234H238V236H237V231L236 230H232V228H234V227H232V226H238L239 225V223H241L242 221H243V219H242V221H241V218H242V216L240 217L239 216V213H235L234 212V210H239ZM73 209H75L74 207H73ZM78 209H80V208H78ZM77 209V210H78ZM135 209V208H134ZM65 210V209H64ZM105 210V211H106ZM116 210V209H115ZM243 210V209H242ZM15 212V211H14ZM74 212V211H73ZM115 213L116 212H119V210H117V211H114ZM138 212V211H137ZM247 212V211H246ZM245 212V213H246ZM249 212V213H250ZM12 213V212H11ZM72 213V212H71ZM70 213V214H71ZM93 213V212H92ZM98 213V212H97ZM135 213V212H134ZM147 213V212H146ZM241 213V212H240ZM242 213H244L243 211H242ZM248 213V214H249ZM30 214V213H29ZM72 214H74V213H72ZM121 214V213H120ZM133 214V213H132ZM136 214V213H135ZM145 213H142V215H144ZM158 214L160 215V216H158ZM102 215H104V214H102ZM146 215V214H145ZM241 215V214H240ZM247 215V214H246ZM95 216V215H94ZM98 216V215H97ZM147 216V215H146ZM245 216V215H244ZM248 216V215H247ZM41 217V216H40ZM100 217V216H99ZM132 217H134V215L132 216ZM140 217H142V216H140ZM148 217H146V218H148ZM102 218V217H101ZM129 218V220H127V219ZM131 218V219H130ZM144 218V217H143ZM145 218V219H146ZM96 219H98V218H96ZM100 219V218H99ZM98 219V220H99ZM136 219V220H137ZM148 219V220H149ZM1 220V219H0ZM249 220V219H248ZM247 220V221H248ZM122 221H124V222H126V224L128 223V222H133L134 223V225L136 226V227H138L139 228V230H138V234L137 235H134V236H132V237H130L129 235H127V236H124V234L122 233V230H121V232H120V230H118L116 233H115V231L113 232V233H115L113 236H111V237H109V235H112L113 233H111L112 231L111 230H113L114 228L116 229V227H118L119 225H125V224H121V222ZM145 221V220H144ZM150 221V220H149ZM163 221V220H162ZM234 221H235V223H234ZM245 221V220H244ZM124 222H122V223H124ZM92 223V222H91ZM146 222H144V224H145ZM148 223H150V222H148ZM165 223V222H164ZM243 223H245V222H243ZM129 224V223H128ZM128 224H127V226H128ZM161 224V223H160ZM247 224V223H246ZM39 225V224H38ZM92 225V224H91ZM94 225V224H93ZM96 225H97V223H96ZM101 225V224H100ZM146 225H148V224H146ZM241 225H240V227H241ZM95 226V225H94ZM129 226H130V224H129ZM134 226V227H135ZM168 226V227H169ZM182 226V225H181ZM96 227H98V226H96ZM185 227V226H184ZM189 228H190V226H188ZM131 228V227H130ZM129 228V229H130ZM132 228H133V226H132ZM120 229V228H119ZM124 229V228H123ZM127 229V228H126ZM129 229H127V230H129ZM134 229V228H133ZM156 229V228H155ZM170 229V228H169ZM170 229V231H172ZM181 229V230H180ZM188 229V228H187ZM236 229H237V227H236ZM28 230V229H27ZM53 230H54V228H53ZM56 230V229H55ZM58 230V229H57ZM62 230H66V229H62ZM125 230V229H124ZM157 230V229H156ZM162 229H160V230H158V231H161ZM190 230V229H189ZM61 231V230H60ZM69 231H73V230H69ZM85 231H87V230H85ZM111 231V232H110ZM130 231H131V229H130ZM133 231H135V230H133ZM169 231V230H168ZM187 231V230H186ZM240 231V230H239ZM54 232V231H53ZM62 232H64V231H62ZM66 232V231H65ZM64 232V233H65ZM79 232H81V231H79ZM124 232V231H123ZM127 232V231H126ZM76 233H78V232H76ZM82 233V232H81ZM80 233V234H81ZM88 233V232H87ZM111 233V234H110ZM125 233V232H124ZM159 233V232H158ZM158 233H156V234H158ZM166 233V232H165ZM164 233V234H165ZM182 233V232H181ZM184 233V232H183ZM192 233H194V232H192ZM47 234H49V233H47ZM72 234V233H71ZM132 234V233H131ZM169 234V233H168ZM84 235V234H83ZM89 235H91V233H89ZM149 235H150V233H149ZM154 235V234H153ZM161 234H159V236H160ZM182 235V234H181ZM185 235V234H184ZM188 235H190V233L188 234ZM62 236H63V234H62ZM75 236H78V235H75ZM82 236V235H81ZM81 236H79V237H81ZM169 236H171V235H169ZM240 236V237H239ZM70 237V236H69ZM88 237V236H87ZM174 237V236H173ZM177 237H179L178 235H177ZM185 237V236H184ZM187 237H189V236H187ZM64 238H67V237H64ZM72 238H74V236L72 237ZM76 238H78V237H76ZM85 238H86V236H85ZM84 238V239H85ZM159 238V237H158ZM161 238H163V237H161ZM160 238V239H161ZM179 238H181V237H179ZM189 238H191V236L189 237ZM196 238V237H195ZM197 238V240H199ZM242 238H244V240H241ZM176 239V238H175ZM68 240V239H67ZM70 240H72V239H70ZM178 240H180L181 242H182V240L181 239H178ZM196 240V239H195ZM194 240V241H195ZM214 240V241H213ZM82 241H84V240H82ZM177 241V240H176ZM183 241H187V238H186V240H183ZM190 241V240H189ZM192 241V240H191ZM203 241H205V240H203ZM58 242V241H57ZM67 242V241H66ZM68 242H70V241H68ZM160 242H161V240H160ZM179 242V241H178ZM195 242H197V241H195ZM199 242V241H198ZM201 242V241H200ZM245 243V247L244 248H246V250L244 251V252H241V250H243L242 249V247L240 246L242 243ZM61 243V242H60ZM86 243V242H85ZM180 243V242H179ZM186 243V242H185ZM210 243V242H209ZM187 244V243H186ZM189 244V243H188ZM200 244V243H199ZM204 244H206V243H204ZM59 245V244H58ZM60 245V246H61ZM163 245V244H162ZM201 245V244H200ZM232 245H234V246H232ZM236 245V246H235ZM164 246V245H163ZM46 247V246H45ZM55 247V246H54ZM160 247H162L161 246V244H160ZM184 247V246H183ZM202 247V246H201ZM230 247H237V248H235V250H230ZM44 248V247H43ZM166 248V247H165ZM195 248H196V244L195 243H193V245H189V246H187V248H184V249H187V254H186V257H187V260H186V264H201V262H200V259H199V257H201V256H199L198 254H197V251L195 250ZM102 249H104V248H102ZM108 249H107V251H108ZM200 248H198V250H199ZM207 249V248H206ZM212 249V248H211ZM234 249V248H233ZM101 250V249H100ZM200 250H202V249H200ZM209 250V249H208ZM98 251V250H97ZM97 251H96V253H97ZM184 251H186V250H184ZM203 251V250H202ZM201 251V252H202ZM216 251H217V249H216ZM89 252V251H88ZM102 252V251H101ZM109 252V251H108ZM175 252H179V251H175ZM200 252V253H201ZM204 252V251H203ZM202 252V253H203ZM209 252V251H208ZM70 253V254H71ZM74 253V252H73ZM87 253V252H86ZM86 253H84V254H86ZM90 253H93V252H89V254ZM96 253H94V255L96 254ZM100 253V252H99ZM205 254H206V252H204ZM210 253V252H209ZM212 254H213V251L211 252ZM226 253V254H225ZM43 254V253H42ZM76 254V253H75ZM83 254V253H82ZM101 254V253H100ZM100 254H99V256H100ZM103 254V253H102ZM108 254V255H109ZM180 254V253H179ZM178 254V255H179ZM78 255H80V256H82L81 254H78ZM105 255H106V253H105ZM108 255H106V256H108ZM172 255H173V252H172ZM177 255V256H178ZM182 255V254H181ZM74 256H77V255H74ZM85 256H87V255H85ZM84 256V257H85ZM71 257V256H70ZM90 257H92V255H90ZM94 257H96V256H94ZM179 257V256H178ZM81 258H83V257H81ZM86 258V257H85ZM204 258H207V257H204ZM75 259V258H74ZM77 259H80V257L79 258H77ZM76 259V260H77ZM98 259H100V257L98 258ZM101 259H103V258H101ZM182 259V258H181ZM82 260V259H81ZM92 261H95V259L93 260V259H91ZM185 260H183V261H185ZM204 260V259H203ZM31 261V260H30ZM29 261V262H30ZM78 261V260H77ZM76 261V262H77ZM86 261V260H85ZM88 261V260H87ZM137 261H134V262H137ZM145 261V262H146ZM169 261H170V264H179V261H178V258H176V257H174V256H171V257H169ZM168 261V262H169ZM206 261V260H205ZM2 262V261H1ZM127 262V261H126ZM146 262V263H147ZM157 262V261H156ZM74 263V262H73ZM129 263V262H128ZM138 263H140V262H138ZM181 263V262H180ZM207 263V262H206ZM24 264V263H23ZM36 264H38V263H36ZM84 264H87V263H84ZM89 264V263H88ZM91 264H94V263H91ZM106 264H109V263H106ZM111 264V263H110ZM135 264H137V263H135ZM149 264V263H148ZM184 264V263H183Z\"/></svg>",
	"mask_w": 264,
	"mask_h": 264
}]
</instances>
